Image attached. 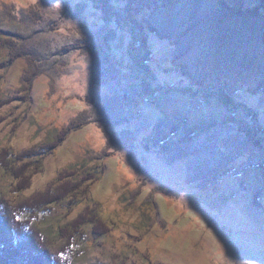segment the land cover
I'll use <instances>...</instances> for the list:
<instances>
[{"label":"rangeland","instance_id":"1","mask_svg":"<svg viewBox=\"0 0 264 264\" xmlns=\"http://www.w3.org/2000/svg\"><path fill=\"white\" fill-rule=\"evenodd\" d=\"M257 2L0 0V44L22 34L44 59L27 91V59L0 46V228L28 241L14 264H264ZM75 42L95 49L61 54ZM157 122L175 140L145 151Z\"/></svg>","mask_w":264,"mask_h":264},{"label":"trees","instance_id":"2","mask_svg":"<svg viewBox=\"0 0 264 264\" xmlns=\"http://www.w3.org/2000/svg\"><path fill=\"white\" fill-rule=\"evenodd\" d=\"M251 14H257L262 15L264 14V0H258L257 6L253 8L250 12ZM54 25V24H53ZM57 25L52 28L53 30L56 29ZM2 34H0L1 37ZM2 39V38H0ZM27 38H25L22 34L14 33V35L10 36L9 38H5L2 40L0 46L4 47L6 51H9V59L8 61L11 62L13 59L17 58H26L30 67L25 72L24 75V87L27 91L30 90L32 82L41 75V73H44L42 71V63L44 62V59L34 54L33 52L25 49V41ZM18 43L19 46H15V44ZM24 43V44H23ZM12 45V46H11ZM92 50L95 49L93 44L89 43H83V42H75L71 46L64 47L60 50L62 55H68L72 52L77 51H83V50ZM60 54V55H61ZM148 54V52H147ZM149 61V58L146 60ZM5 64L0 63V68L4 67ZM209 93L212 95L213 99H211L212 104L215 107L218 108H230L231 106L234 107L232 99H231V92H229L226 88L222 87H209ZM143 98V97H142ZM135 102V104L138 106L141 104L142 101ZM228 115L230 111H225ZM84 121V120H83ZM85 123L81 120L75 119L69 125L64 129L60 134L57 135V137L49 144L44 145L39 148H35L31 151L26 152L27 156L33 157L38 156L40 153H50L51 150L55 149L57 146L61 144L62 141L65 140V138L74 132L75 130H78L80 127H82ZM177 134V127L171 128L169 131H166L163 129L160 123H156L151 133L147 136V138L143 142V146L145 151H153V150H161L165 151L166 144H169L171 141L175 140V136ZM192 136V134H188L185 138H189ZM40 154V155H42ZM25 156V155H24ZM26 157V156H25ZM103 159V156H102ZM101 160V159H100ZM0 164L5 166L3 162H0ZM143 187L141 185L138 186L136 189V193L140 194ZM54 201V200H53ZM52 201V202H53ZM50 203V202H47ZM93 218H88L90 223L94 224L93 232L96 234H103L108 229L106 226L99 221V217L97 214H90ZM97 222V223H95ZM80 223V222H79ZM77 224V225H83V224ZM13 232V231H12ZM6 233V234H5ZM5 233H3L2 228H0V264H14V260L20 257L24 254L25 250L27 249L28 241H27V234H23L21 231H14L12 235L8 234L5 230ZM31 264H39V260L34 256L32 260H30Z\"/></svg>","mask_w":264,"mask_h":264}]
</instances>
